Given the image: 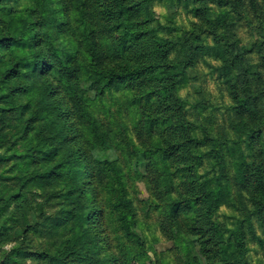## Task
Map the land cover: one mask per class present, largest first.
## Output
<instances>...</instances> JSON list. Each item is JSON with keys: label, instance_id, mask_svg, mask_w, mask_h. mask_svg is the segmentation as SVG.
<instances>
[{"label": "rangeland", "instance_id": "rangeland-1", "mask_svg": "<svg viewBox=\"0 0 264 264\" xmlns=\"http://www.w3.org/2000/svg\"><path fill=\"white\" fill-rule=\"evenodd\" d=\"M131 1L137 11H151L153 19L166 27L156 31L164 41L159 43L151 30L139 40H132L131 32L123 36L126 29L111 11L110 0H83L92 13L102 53L101 64L95 66L85 55L72 11L67 12V23L63 17V28L51 24L48 9L65 14L69 2L0 0V189L5 191L0 196V241L9 237L0 242V264H106L109 252L115 256L111 264H228L198 254L197 231L214 238L222 233L216 247L219 255L227 235L241 231L246 237L239 250L246 252L241 263L264 264V205L261 209L240 193L236 180L238 170L242 171L240 151L230 134L219 137L215 123L221 120L210 111L211 105L223 103L221 82L204 63L202 49L210 45L211 37L206 31L194 39L193 31H205V26H199V17L192 15V0ZM233 18L236 22V13ZM24 25L27 39L16 44L9 36L20 34ZM237 30L250 48L254 35ZM203 36L206 41L200 42ZM181 42L192 52L184 54L174 47ZM124 44L130 45L125 52ZM39 51L45 58L37 57L38 64L28 60ZM148 59L146 68L139 67ZM252 63L249 69L256 74L260 59L253 56ZM104 68L116 75L144 71L109 87L98 80ZM42 84L50 90L46 98L35 90ZM54 106L66 139L48 143L46 115ZM79 110L85 114L83 126L78 123ZM205 117L221 140L216 150L223 149V181L231 200L210 214L203 202L202 181L219 175V167L211 171L216 161L196 173L197 165L190 166L196 152L179 159L186 139L181 124L209 123ZM92 125L99 133L95 147ZM162 143L164 158L156 153ZM69 152L76 168L87 173L77 182L75 168L46 177L40 161L48 156L60 163ZM253 156L251 152V161ZM104 162L120 168V187L113 186L111 173L99 165ZM85 190L89 194L84 200ZM72 211L93 213L90 226L97 246L85 251L84 258L70 250L69 242L86 227L65 219Z\"/></svg>", "mask_w": 264, "mask_h": 264}, {"label": "trees", "instance_id": "trees-1", "mask_svg": "<svg viewBox=\"0 0 264 264\" xmlns=\"http://www.w3.org/2000/svg\"><path fill=\"white\" fill-rule=\"evenodd\" d=\"M48 2V0H45ZM69 2L68 10H65V14L57 10V8L50 7L48 12L50 13L51 24L55 28L61 29L63 17H65L67 23V12L70 10L73 12L72 19L75 20L74 24L77 26V32L81 37V44H85L83 49L85 55L88 56L94 65L101 64V51L96 42V32L93 26L92 13L89 11V6L83 0H76L70 2L66 0V4ZM52 4V3H51ZM49 6L48 3H46ZM53 5V4H52ZM191 12L194 17H199V26H205V31H193L194 39L198 40L200 35L204 32H208L206 36H210L211 43H207V48L202 49L204 57L207 58V67L210 69L211 75H215L220 80L219 91L222 93V104L219 106H210V111L214 112L219 117L221 123L218 121L215 123L219 137L222 139L230 134L235 139V147L240 151V159L242 171L237 172V184L240 189V193H246L248 202L261 207L264 205V0H192ZM71 6V7H70ZM111 11H114L115 17L120 25H122L126 31L123 36H127L128 32H131L132 40H139L143 38L146 33L153 32V37L162 44L164 40L156 33L157 29L161 28L166 30V27L162 25L158 20L153 19L151 11H143L140 9L137 11L132 4L131 0H110ZM236 13L237 19L234 21V14ZM213 14V15H211ZM233 14V15H232ZM213 16V17H212ZM157 24V27H155ZM237 28H242L245 31H250L254 35V40L250 45V48L245 46V42L237 33ZM249 28V30H248ZM22 34V35H20ZM20 34L10 35L9 38L16 44H20L27 39L28 26H22ZM205 35V34H204ZM247 36V33H245ZM207 37L203 36L200 42L206 41ZM247 39V37H246ZM126 42V39H124ZM130 46V45H129ZM126 44L122 49L125 52L129 49ZM186 43H175L174 47L179 48L184 54L192 52L187 50ZM191 46V45H190ZM195 50H198L196 48ZM52 53L56 56L54 51ZM253 56L260 59L259 69L256 74L250 71V65H252ZM39 58H45V54L42 51L38 52L35 58H29L28 60L34 61L38 64ZM68 60H71V55H68ZM53 61L55 59L53 58ZM180 62H183L181 60ZM150 64V59L145 63L140 64L139 67L146 68ZM132 67H136L134 64ZM95 68V67H94ZM144 71V69L127 70L126 75L116 73H109L105 71V68L100 70L98 80L104 86H109L110 83L115 85L116 83H122L131 76ZM259 72V73H258ZM37 85L32 89L34 90ZM31 90V91H32ZM35 90H38L40 96L48 97L49 89L46 85L38 86ZM46 109V106L44 107ZM205 108H202L201 112ZM45 111V110H44ZM42 112V111H41ZM51 114H47V121L50 124V129L47 132L46 139L48 143L57 142L58 140H65L64 125L57 107H53ZM197 112V115L201 114ZM85 115V114H84ZM84 115L79 110L77 117L79 124L84 125ZM201 120V118H200ZM204 120L209 123L200 121L193 126L181 124L180 132L184 130L186 139L184 140L183 149L180 150L179 159L189 158L193 152L197 155L194 157V162L190 166L197 165L196 173L199 168L206 164H211L212 173L214 167H219V175L211 178H204L202 181L203 192L205 199L203 202L207 205V210L210 213L213 210H217L222 203L230 204V188L227 181H223L224 171L223 166L226 161L224 158L223 149L216 150L221 144V140L213 135L211 132V119L205 117ZM209 124V125H208ZM85 131H86V127ZM177 129V127H176ZM99 133L97 127L92 125V146L95 147L94 142ZM167 144V143H166ZM240 145L245 146V149L239 148ZM156 151L161 152V157H165V148L162 143ZM218 146V147H217ZM56 148L54 147V150ZM253 152V160L250 159V153ZM169 152H167L168 155ZM249 153V155H247ZM73 153H65L63 160L60 163H55L51 157H45L40 163L45 166L46 177L52 175H58L62 170L69 171L72 168L75 173L74 182H77L80 175L86 174L87 171H80L76 168L72 159ZM173 157V153H170ZM58 156V155H55ZM169 157L168 159L172 158ZM45 160L47 162H45ZM50 164V165H49ZM102 165V169L105 172L111 173V179L113 180V186L119 187L122 185L121 177L122 173L120 168L111 162L99 163ZM99 168V167H98ZM47 170V171H46ZM100 170V168H99ZM5 191L0 189V196ZM82 198L85 200L88 198L89 191H83ZM233 204V203H232ZM250 206L249 203H245ZM235 203V207H236ZM264 218V211L262 212ZM257 215V214H255ZM93 213L87 212L85 214H78L76 211H72L69 216H65V219H75L74 225L86 226L85 230L80 235L71 240L70 250L73 255L81 254L84 258V252H92L97 246L95 242V235L92 234L90 226V218ZM261 217V214L258 215ZM217 227V225H215ZM262 226L264 222L262 220ZM192 234V231H188ZM201 231H197L198 236H195V241L198 242V254L203 257H211L217 260L216 262H225L228 264H242L241 261L245 258L246 252H239L246 237L241 234V231H232L227 235L226 240L222 244L221 253L218 248L219 241L223 239L222 233L218 232L214 237H208L207 235L199 234ZM8 235H4L1 239V243L8 241ZM217 247V248H216ZM69 248V247H68ZM228 252V253H226ZM229 254V255H227ZM114 253L109 252L106 259V264H111L114 259ZM233 257V259H232ZM217 258V259H216ZM86 261L90 260V257H85Z\"/></svg>", "mask_w": 264, "mask_h": 264}]
</instances>
